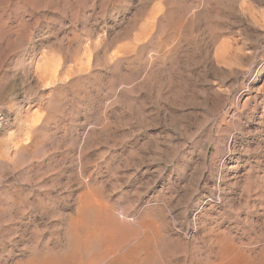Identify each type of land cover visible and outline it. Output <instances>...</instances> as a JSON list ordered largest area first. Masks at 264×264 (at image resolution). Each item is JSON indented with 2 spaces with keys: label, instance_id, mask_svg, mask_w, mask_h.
Masks as SVG:
<instances>
[{
  "label": "rangeland",
  "instance_id": "rangeland-1",
  "mask_svg": "<svg viewBox=\"0 0 264 264\" xmlns=\"http://www.w3.org/2000/svg\"><path fill=\"white\" fill-rule=\"evenodd\" d=\"M0 107V264H264V0H0Z\"/></svg>",
  "mask_w": 264,
  "mask_h": 264
},
{
  "label": "bare ground",
  "instance_id": "bare-ground-1",
  "mask_svg": "<svg viewBox=\"0 0 264 264\" xmlns=\"http://www.w3.org/2000/svg\"><path fill=\"white\" fill-rule=\"evenodd\" d=\"M7 117H8V115H7ZM8 120H9V118H8ZM8 122H9V121H8ZM7 124H8V123H7ZM4 127H5V126H4ZM2 129H3V128H2ZM2 129H1V130H2ZM85 196H86V195H85ZM87 196H88V195H87ZM88 197H89V196H88ZM86 198H87V197H86ZM86 198H85V199H86ZM83 199H84V196H83ZM83 199H82V200H83ZM85 199H84V200H85ZM88 199H89V198H88ZM89 200H90V199H89ZM89 200H88V202H89ZM90 201H91V200H90ZM99 201H102V200H96V202H99ZM85 203H87V202H85ZM90 203H91V202H90ZM92 203H93V202H92ZM99 203H101V202H99ZM83 205H84V204H83ZM83 205H82V206H83ZM86 205H87V204H86ZM91 205H92V204H91ZM91 205H89V206H91ZM94 205H95V204H94ZM96 205H97V203H96ZM96 205H95V206H96ZM98 205H99V204H98ZM100 205H101V204H100ZM87 206H88V205H87ZM95 206H94V207H95ZM101 207H102V206H101ZM101 207H100V208L97 207V208H99V210H101ZM82 208H83V207H82ZM86 208H87V207H86ZM88 208H93V206H92V207H88ZM93 209H94V208H93ZM81 210H82V209H81ZM99 210H98V211H99ZM102 210H104L103 207H102ZM83 211L85 212L86 209L83 210ZM84 212H81L82 215L86 214V213H84ZM96 212H97V211H96ZM97 214H100V213H97ZM97 214H95V215H97ZM82 215H81V218H82V217H85V215H84V216H82ZM98 216H99V215H98ZM98 216H96V217L98 218ZM79 217H80V216H79ZM93 217H95V216L93 215ZM97 218H96V219H97ZM82 219H83V218H82ZM93 219H94V218H93ZM96 219H95V220H96ZM98 220H99V219H98ZM151 220H152V219H151ZM79 221H80V220H79ZM82 222H83V221H81V223H82ZM154 222H155V221H154ZM154 222H153V223H154ZM75 223H77V222L74 221V225H75ZM84 223H86V222H84ZM84 223H83V224H84ZM151 223H152V222H151ZM86 224H87V223H86ZM137 224H138V223H137ZM146 224H147V223H146ZM154 224H155V223H154ZM154 224H153V225H154ZM76 225H77V224H76ZM89 225H90V224L88 223V226H89ZM93 225H94V224H93ZM79 226H80V222H79ZM145 226H146V225H145ZM149 226H150V225H149ZM75 227H76V226H75ZM90 227H91V226H90ZM90 227H89V228H90ZM155 227H156V226H155ZM71 228H72V227H71ZM84 228H85V225H84ZM138 228H139V227H138ZM153 228H154V227H153ZM156 228H157V227H156ZM75 229H76V228H75ZM75 229H73V231H75ZM80 229H81V228H80ZM92 229H93V228H92ZM102 229H103V228H101V230H102ZM151 229H152V228H151ZM85 230H87V226H86V229H85ZM101 230H100V231H101ZM134 230H135V229H134ZM146 230H147V229H146ZM148 230H149V228H148ZM77 231H78V229H77ZM79 231H81V230H79ZM88 231H89V230H88ZM96 231H97V230H96ZM98 231H99V230H98ZM98 231H97V232H98ZM136 231L138 232V230H136ZM139 231H140V230H139ZM71 232H72V230H71ZM92 232H93V230H92ZM97 232H96V233H97ZM101 232H104V231H101ZM107 232H108V231H107ZM120 232H121V231H120ZM137 232H136V233H137ZM145 232H146V231H145ZM147 232H149V231H147ZM158 232H159V231H158ZM82 233H83V230H82ZM84 233H85V231H84ZM108 233H109V232H108ZM150 233H151V232H150ZM154 233H155V232H154ZM71 234H72V233H71ZM79 234H80V232L78 233V235H79ZM99 234H100V232H99L97 235H99ZM155 234H156V233H155ZM161 234H162V233H161ZM74 235H75V234H74ZM88 235H89V234H88ZM97 235H96V236H97ZM100 235H103V234H100ZM100 235H99V236H100ZM111 235H112V234H111ZM114 235H115V234H114ZM144 235L146 236V233H145ZM152 235H153V234H152ZM90 236H91V235H90ZM90 236H88V237H90ZM92 236H93V235H92ZM147 236H148V235H147ZM153 236H154V235H153ZM159 236H160V235H159ZM159 236H158V237H159ZM93 237H94V236H93ZM110 237H111V236H110ZM112 237H113V235H112ZM160 237H161V236H160ZM138 238H139V237H138ZM150 238H151V237H150ZM113 239H114V238H113ZM154 239H156V238L154 237ZM158 239H162V238H158ZM75 240H76V237H75ZM75 240H74V241H75ZM111 240H112V239L110 238V241H111ZM145 240H146V239H145ZM145 240H143V241H145ZM148 240H149V239H148ZM151 241H152V240H151ZM156 241H157V239H156ZM158 241H159V240H158ZM219 241H221V240H219ZM149 242H150V241H149ZM229 242H230V241H229ZM138 243H139V242H138ZM146 243H147V242H146ZM154 243H155V242H154ZM227 243H228V242H227ZM227 243H226V244H227ZM76 244H77V243H76ZM109 244H110V243H109ZM150 244H151V243H150ZM160 244H161V243H160ZM223 244H225V243H223ZM231 244H232V243H231ZM156 245H157V244H156ZM229 245H230V243H229ZM105 246H106V245H105ZM109 246L111 247V244H110ZM147 246H148V244H147ZM152 246H153V244H152ZM220 246H221V245H220ZM222 246H223V245H222ZM222 246H221V247H222ZM231 246H232V245H231ZM233 246H234V245H233ZM138 247H140V246H138ZM142 247H143V246H142ZM142 247H141V249H142ZM150 247H151V246H149V248H150ZM158 247H159V246H158ZM221 247H220V248H221ZM224 247H225V246H223V248H224ZM226 247H227V246H226ZM226 247H225V248H226ZM228 247H230V246H228ZM154 248H155V246H154ZM225 248H224V250H225ZM136 249H137V248H136ZM230 249H231V248H230ZM133 250H134V249H133ZM158 250H159V249H158ZM247 250H248V249H247ZM153 251H154V250H153ZM156 251H157V250H156ZM220 251H221V253H222V249H219V252H218V253L221 255ZM135 252H137V251L135 250ZM135 252H133V253L136 254ZM139 252H141V250L138 251V254H137V255H139ZM144 252H145V251H144ZM148 252H149V251H148ZM148 252H147V253H148ZM157 252H158V251H157ZM233 252H234V250H233ZM237 252H238V251H236V253H237ZM239 252H240V251H239ZM239 252H238V254H239ZM131 253H132V252H131ZM230 253H231V251H230ZM134 254H133V256H134ZM142 254H143V253H142ZM153 254H155V252H154ZM157 254H158V253H157ZM219 254H218V255H219ZM222 254H223V253H222ZM224 254H225V252H224ZM72 255H73V254H72ZM108 255H109V254H108ZM122 255H123V254H122ZM124 255H125V254H124ZM146 255H147V254H146ZM149 255H150V254H149ZM234 255H235V253H234ZM73 256H74V255H73ZM118 256H119V255H118ZM125 256H126V255H125ZM230 256H231V255H230ZM245 256H246V255H244V257H245ZM68 257H69V256H68ZM71 257H72V256H71ZM71 257H69V258H71ZM141 257H142V256H141ZM144 257H145V255H144ZM152 257H153V256H152ZM225 257H226V255H225ZM237 257L239 258V256H237ZM241 257H242V256H240V258H241ZM246 257H247V256H246ZM246 257H245V260H246ZM53 258H54V257H53ZM55 258H56L55 260H57V257H55ZM59 258H60V257H59ZM64 258H66V257H64ZM74 258H75V257H74ZM94 258H95V257H94ZM118 258H120V256H119ZM118 258H117V259H118ZM123 258H124V257H123ZM145 258H147V256H146ZM157 258H158V256H157ZM41 259H42V258H41ZM41 259L39 260L40 262H41ZM44 259H45V258H44ZM44 259H43V260H44ZM48 259H52V257H51V258H47V261L45 260V262H48ZM101 259H102V258H101ZM121 259H122V258H121ZM137 259H138V258H137ZM142 259H143V258H142ZM147 259H150V258H147ZM154 259H155V258H154ZM221 259H222V258H221ZM225 259H226V258H225ZM232 259H233V257H232ZM43 260H42V261H43ZM53 260H54V259H53ZM53 260H51L52 262L50 261L49 264H52V263H53ZM63 260H64V259H63ZM63 260H61V262H62ZM71 260H72V259H71ZM74 260H75V259H73L72 261H74ZM115 260H116V259H115ZM123 260H124V259H123ZM129 260H130V259H129ZM131 260H132V259H131ZM145 260H146V259H145ZM145 260H144V261H145ZM150 260H151V259H150ZM210 260H211V259H210ZM218 260H219V257H218ZM222 260H223V259H222ZM234 260H235V259H234ZM241 260H242V258H241ZM245 260H244V261H245ZM249 260H250V259H248V261H249ZM37 261H38V260H37ZM39 261H38V262H39ZM59 261H60V259H59ZM67 261H68V259H67ZM91 261H93V260L91 259ZM101 261L103 262L104 260H101ZM116 261H117V260H116ZM118 261H119V260H118ZM141 261H142V260H141ZM214 261H215V260H214ZM227 261H229V260H227ZM232 261H233V260H232ZM237 261H238V259H237ZM239 261H240V260H239ZM239 261H238V262H239ZM244 261H242V262H244ZM250 261H251V260H250ZM40 262H39V263H40ZM45 262L43 261V263H45ZM61 262H60V264H61ZM70 262H71V261H69V264H70ZM74 262H75V261H74ZM74 262H72V263H73V264H76V263H74ZM94 262H95V261H94ZM96 262H97V261H96ZM126 262H127V261H126ZM147 262H148V261H147ZM155 262H156V261H155ZM218 262H219V261H218ZM222 262H225V261H222ZM230 262H231V257H230ZM234 262H236V261H234ZM240 262H241V261H240ZM242 262H241V263H242ZM245 262H246V261H245ZM245 262H244V264H245ZM35 263H36V261H35ZM35 263L33 262L32 264H35ZM41 263H42V262H41ZM43 263H42V264H43ZM57 263H58V261H57ZM62 263H63V262H62ZM65 263H66V262L64 261L63 264H65ZM90 263H92V262H90ZM100 263H101V262H100ZM100 263H99V264H100ZM149 263H150V262H149ZM151 263H152V262H151ZM158 263H159V261H158ZM208 263H209V262H208ZM228 263H229V262H228ZM228 263H227V264H228ZM231 263L233 264V262H231ZM36 264H37V263H36ZM53 264H56V262L53 263ZM66 264H67V263H66ZM93 264H94V263H93ZM119 264H120V262H119ZM123 264H124V263H123ZM205 264H206V263H205ZM210 264H211V263H210ZM223 264H224V263H223ZM225 264H226V262H225ZM247 264H248V262H247ZM251 264H252V263H251Z\"/></svg>",
  "mask_w": 264,
  "mask_h": 264
},
{
  "label": "built area",
  "instance_id": "built-area-1",
  "mask_svg": "<svg viewBox=\"0 0 264 264\" xmlns=\"http://www.w3.org/2000/svg\"><path fill=\"white\" fill-rule=\"evenodd\" d=\"M8 121H9V120H8V117H7V113L5 112L4 109H2V108L0 107V131H1V129H2L4 126L7 125Z\"/></svg>",
  "mask_w": 264,
  "mask_h": 264
}]
</instances>
